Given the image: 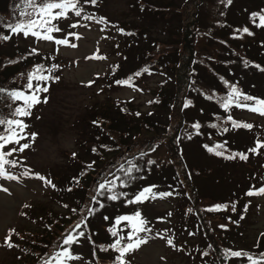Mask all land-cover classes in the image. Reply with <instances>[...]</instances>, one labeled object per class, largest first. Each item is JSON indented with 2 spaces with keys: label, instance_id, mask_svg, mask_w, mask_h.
Here are the masks:
<instances>
[{
  "label": "rangeland",
  "instance_id": "rangeland-1",
  "mask_svg": "<svg viewBox=\"0 0 264 264\" xmlns=\"http://www.w3.org/2000/svg\"><path fill=\"white\" fill-rule=\"evenodd\" d=\"M139 1L106 0L109 20L113 23L105 22L98 16L93 17L100 20L99 23L75 18L79 21L78 26L73 30L75 35L69 40L68 45H58L59 55L69 64L61 72L62 80L55 85L50 84L51 91L43 96L41 108H37L33 113L25 116L31 122V134H36L34 139L26 140L30 144L26 154L27 165L8 169V173L15 176L16 179L0 178V264H11L14 260L12 254L14 247H9L5 241L12 228L39 231L37 222L32 219L41 215L42 212L45 210L67 212L68 208L59 205L53 199L51 185L23 173L43 175L53 184L49 172L53 175L62 171L70 172L72 169L77 171L79 168L84 169L80 159L83 163L88 164L94 157L87 152L89 147L86 144L90 142L91 127L88 119L92 110L99 113L102 111L99 110V107L103 103L111 102L112 107L108 106L106 109L113 116H119L120 112L113 101L125 100V102L129 101L132 111L144 112L153 109L154 118L162 123H168L171 120L170 107H154L152 105L149 108L148 105V100L153 97L155 89L161 82L166 84L169 92L174 93L171 71H169L170 73L161 72L156 66L146 67V72L144 69L140 76L122 82L121 85L114 82L119 75L111 71L115 63L126 61V53L128 61L139 55L141 49H144L146 45V48L150 50L151 47H155L154 43L160 45L172 41L170 40L171 33L177 25V21L172 14L166 18H157L154 16L155 12L162 8L168 9L180 4L185 5L186 0H141L138 4ZM151 6L153 7L152 11ZM234 11L235 8L233 13ZM176 19L178 18L176 17ZM128 28H135L137 34H127L125 31ZM19 41L24 45L47 49L53 48L55 43L54 40H38L29 36L19 38ZM72 44H75L76 47H72ZM13 50L12 47H0L1 53ZM206 82L216 83L212 78L206 79ZM189 98L191 100L188 107L182 108L189 117L187 126L178 138L172 139L181 149L189 167L203 168L207 164L210 169L204 170L202 175L193 173L191 182L194 186L188 179L187 187L191 193L189 197L192 202L181 211H179L180 206L185 205L181 192L173 189V184H158L159 191L157 193L172 192L173 195L143 203L145 204V213L142 217L146 218L147 226L152 231L140 233L141 237L148 236L149 239L146 243L126 253L124 264H203L204 260L197 256L198 253L203 257L201 254L203 250L204 253L211 255L210 258L217 259L214 252L212 255L210 241H214L218 247L224 249L225 254L229 250L243 251L254 256L264 252V242L259 244L260 241H264V194L259 196V193L256 192L249 202L251 209L248 215H243V213L236 215L238 205L241 206L247 201L239 199L246 192L239 188L237 182L244 180L243 176L246 175V170L250 168V165L245 164L244 160L241 163L238 161L223 162L202 153L203 150L197 141L201 137L193 125L197 124V121L205 122L203 120L209 118L206 115L209 113L208 110L216 111L217 108L213 109V107L218 105L212 101H204L203 97L197 95V87L192 95H189ZM91 105L94 109L91 108L89 112ZM189 105L191 106L189 107ZM241 110L244 119L255 120L258 124L264 125V118L261 115L250 110ZM127 113L129 114V112ZM103 125L109 124L105 121ZM162 131H165V128L158 127L153 135L150 136V132L137 134L136 137H133L134 140L118 136L117 138L121 146L127 143L132 145L139 141L135 143L137 145H133L139 148L142 147L141 141L144 138L154 137L158 134L160 137L155 138L149 157L152 160L162 159V162L160 161L163 164L161 173L166 179H170L172 175L165 167L170 163L169 155L172 154L168 150L170 149L168 144L163 145L162 142V135L167 130L161 134ZM112 132L115 133L113 130ZM210 132L217 142L224 139L223 133L217 136L218 132L214 130ZM231 134L235 135L237 142L243 137L237 130L231 131ZM208 137L213 140L212 136ZM23 142L24 140L21 141V143ZM240 148H242L241 145ZM124 151L126 150H122V158L125 157ZM75 152L77 155L75 157L70 154ZM79 172L84 181L88 182L90 173L94 174L95 170L91 169L88 174L81 170ZM260 173L264 179V167ZM232 175L234 176L232 177ZM179 177L180 187L183 188L187 180ZM155 180L162 181V178L157 175ZM149 186H154V183L151 182ZM233 198L236 201H232ZM225 199L229 200V205L226 208L219 203ZM65 200L74 202L73 197L70 196ZM218 205L221 207L217 208ZM232 205H235V210H232ZM24 208H26V212L22 211ZM59 217L57 216V218ZM70 219L74 220L73 217ZM174 224H177V230L170 229ZM219 225H225L226 228H221ZM64 229L65 226L61 232ZM169 239L173 241L172 245L167 244L166 241ZM123 245L121 243V246ZM76 251L77 253L74 254L79 259L63 261L60 258L55 261V264L95 263V259L91 257L87 239H80ZM117 255V252L112 256L101 255L102 259L99 264H116L115 261L111 262L110 260L115 259ZM223 261L221 264H249L247 260L241 258L224 257ZM261 261L260 264H263Z\"/></svg>",
  "mask_w": 264,
  "mask_h": 264
},
{
  "label": "trees",
  "instance_id": "trees-1",
  "mask_svg": "<svg viewBox=\"0 0 264 264\" xmlns=\"http://www.w3.org/2000/svg\"><path fill=\"white\" fill-rule=\"evenodd\" d=\"M140 1L138 4H140ZM185 2V5L180 4L177 7H170L168 9L162 8L155 12L154 16L157 18H166L172 14L173 18L177 21V25L173 28V32L171 33L170 40L172 41L161 43L160 45L154 43L155 47H151L150 50L146 48V45L144 49H141L139 55L135 58H130L129 61H127L126 53V64L125 62H118L115 64V70L113 71L114 73H119L117 81L121 83L123 81L133 80L135 76H137L135 75L137 72L141 75V72L146 67L156 66L161 72L170 73L169 71H171L174 81V93L169 92L166 84L161 82L157 86V89H155L152 102V105L157 107H170L171 110L169 114L171 120H169L168 123H162L154 118V113H151V111L150 113H143L134 110L131 113V111L128 110L129 114H126L121 105L117 107L120 112L119 116H113L106 108L100 113H94V115L107 120L109 125L105 126L115 132L113 133L114 139H117L118 136L120 138L123 137L125 139L134 140L133 137H136L137 134H147L148 132H150L151 136L156 132L158 127H164L165 131H167H162L161 133L163 134L165 132V134L162 135V142L163 145L168 144L170 148L168 150L172 154L169 155L171 161L170 163L168 162L169 164L165 169L172 177L166 179L163 177L164 174L157 173V168L152 177L158 174V176L162 178V181H160L161 183L173 185L175 183L173 180L174 177L176 184L173 188L182 190L189 196L191 193L187 187V182H189L188 179H190L191 185L194 186L193 182H191L193 173L202 175L204 174V170L210 168L207 164H205L203 168L189 167L176 141L175 143L173 142L174 139L172 138H178L189 121V117L182 110L183 105L186 103L189 104L191 100L189 95H192L196 87L197 95L203 97L204 101L208 100L216 103L218 106L213 107V109H222L227 116H232L233 113L239 110V108L234 105H230L227 110L221 106V100L230 93L232 86H235L240 93L251 97H254L253 94L255 93L257 96H262L264 98V90L260 89L264 86V71H260L256 67L257 65L264 67V28L255 26L259 24V15L264 14V0H231L230 4L227 3V0H186ZM18 3L19 0H0V21H4L5 25L19 18V9L16 7ZM106 5V0H98L95 6L85 4L84 8L85 11H87L91 7H96L100 19L103 18V21L113 23V21L109 20ZM103 7H105L104 10L102 9ZM234 8L235 11L233 13ZM150 9L152 11L153 7L151 6ZM253 13L258 15L253 17ZM86 14L90 15L87 12ZM176 17L178 19H176ZM71 20L72 18L61 19L59 21H53V23H55L56 27H59V22H68L71 24L73 23ZM5 25H0V37L9 36V38L7 40L0 38V47H13L15 50L8 53L0 52V89L5 90L4 93H0V116L2 117H8L10 111L8 107L9 101L5 95L7 92L21 91L23 95L25 93L29 94L30 90L27 88V74H34L33 85L35 86L36 78L41 74L36 71L37 66L43 65L45 71L42 74L51 75L52 72L57 71L62 65L59 57L51 59V65L48 61L49 58L45 59L43 63L39 65L37 62V53L27 57L28 53L24 52H28L31 48L20 46L16 34H10ZM244 27H248L253 34L248 35L247 33H242L241 30ZM125 32L129 35L137 34L135 28H128ZM249 42H251V44H249ZM42 52H44V55H47L52 51ZM159 53H161V55H159ZM53 65H57L58 67L53 68ZM49 69H51L50 72L48 71ZM51 76H53V74ZM208 77L210 79L212 78L216 83H207L206 79H209ZM253 80L254 82H252ZM45 82L47 81L41 82L42 86H44ZM254 88L255 90H252ZM41 94L42 91L36 93L38 98ZM254 98L256 99V97ZM20 103L27 112L33 107L28 108L27 102L23 101V99ZM122 105L124 106L125 103H122ZM190 106L191 105H189V107ZM208 112L209 113L206 115L209 116V118L203 120L205 122L197 121V124L201 125V127L197 129L201 137L197 140L200 143L199 147L203 150L202 153L207 157H214L220 161L227 162L231 159L225 157L232 153V145L235 143V139L232 137L235 138V136L230 135L227 140L222 142L227 149L224 156H216L214 152L207 151L204 145L213 146L217 144L215 138L211 140L208 137L211 136L210 131L215 130L218 132L217 136H219L220 133H223V128L228 127L229 124V121L225 119L226 117L219 116L214 110H208ZM213 125L216 127H213ZM224 133L227 134L228 132ZM150 136L141 141L144 147L142 152L149 151L152 148L155 138L160 137L158 134L154 137ZM116 141L118 142V140ZM136 142L138 143L139 141ZM201 142H204V144H201ZM90 144L91 143H89V146ZM94 153L99 160H104L96 165L94 174L91 175L90 173L89 181L84 184L85 186L82 185L81 179L79 180L81 189L77 188L74 183V178H79V172L77 170L73 174H65L64 171L53 174V179L58 181L57 183L60 186L63 185L71 189H68L70 192L68 197H73L74 202L67 203L69 210L67 209L66 213L53 212L52 210L47 211V215L44 218L46 224L49 225L50 228L47 229L45 227V230L41 229V231L25 229L27 231V236L24 238L30 241H39L43 246L48 247L50 250H54L59 248L57 243L65 238V236L64 238L61 237L63 234L61 229L65 226L64 234L67 236L70 229L72 230L75 225L81 223L85 235L90 238L88 239V246L90 248L91 257L95 259L94 264H97L100 259H102L103 255L108 254L112 256L116 252L110 247L107 248V251L102 250V253H105L102 256L99 254L98 249L101 248L100 246H111L112 244L111 239L102 240L97 231L100 229L103 222L107 229L112 232H117L118 229L122 227V225L117 224L114 220L120 212L119 210L122 208L120 202L124 196H121L115 201L106 199L103 196H97V199L103 198L108 202L102 203L104 205L103 207H100L98 204L95 206V201H92L91 197L96 194L99 181L101 182L109 172L114 171L119 163L125 162L124 166L114 172V175L124 178L126 175L123 170L127 169L126 167L135 165V162L127 158L129 155H125V157L122 158V156H119L115 151L112 152L111 156H108L107 151L101 147L94 149ZM8 159H16V154L8 157ZM110 159L112 160L110 161ZM159 161L162 162V159H159ZM95 163L97 162H92L90 165H87L84 171L88 174ZM10 168L13 169V167ZM251 169L252 166L246 170V175L243 176L244 180L237 182L239 188H242V190L248 188L251 177L253 176L255 177L256 184L264 181L260 173L261 171ZM134 174L135 171L132 175ZM179 176L187 180L183 188L180 187L181 180ZM233 176L234 175H232V177ZM107 178L112 179L111 176H107ZM165 180H168V182H165ZM160 182L155 181L154 183L160 184ZM73 185H75V187H72ZM118 188L121 193H127V195H130V198H133L140 190L144 189V180H142L141 176L140 180H131L127 183L126 187L120 185ZM83 190L84 192H81ZM196 192L198 193V189ZM246 198L247 195L245 196L243 194L239 199L244 200ZM189 199L191 200L190 197ZM88 208L95 209V211L87 214V220L85 222L84 217ZM246 209L247 208L243 206V210ZM53 215L55 217H60L55 220ZM72 217L74 219L73 221L70 219ZM104 217H109L110 219L105 220ZM199 223L201 225L200 221ZM85 224L86 226H84ZM126 235L127 232L123 233L121 238ZM121 241H123L122 244L127 242L124 239H121ZM263 242L264 241H260L259 244ZM209 243L211 245V252H214V256L217 258L215 264H221L224 257H226L225 250L218 247L214 241H210ZM76 248L77 244H74L71 246L70 250L76 254ZM26 249H29V246H27ZM46 255L38 253V259L42 257L45 258ZM18 259L22 258L14 255V260L11 264H15ZM110 261L116 262V259H111ZM16 264L18 263L16 262ZM205 264H207V262Z\"/></svg>",
  "mask_w": 264,
  "mask_h": 264
},
{
  "label": "snow or ice",
  "instance_id": "snow-or-ice-1",
  "mask_svg": "<svg viewBox=\"0 0 264 264\" xmlns=\"http://www.w3.org/2000/svg\"><path fill=\"white\" fill-rule=\"evenodd\" d=\"M98 3V0H19V3L16 5L17 9H19V18L12 22L7 23L5 25L4 21H0V25H5L10 34H23L24 36H33L38 39H42L45 41H52L54 37L52 35H48L47 33L51 32H61L62 30L56 27L53 21H59L61 19H71V18H83L90 21H95L97 23L100 20H97L95 17L91 15H87L84 5L90 4L95 6ZM227 3H231V0H227ZM258 14L253 13L252 16L256 17ZM103 19V18H101ZM78 19L76 22L69 25V28H76L78 26ZM256 27L264 28V14L259 15V24L255 25ZM39 29H43L42 34ZM242 33H247L248 35H252L253 33L249 30L248 27H244ZM74 32H68L67 36H74ZM2 39L7 40L9 36H2ZM55 43L61 45H68V39H56ZM72 47H76L75 44L71 45ZM36 49L32 50V53H35ZM31 54V53H30ZM247 63V62H245ZM53 68L58 67L57 65H53ZM258 70L264 71V67L259 65L256 66ZM36 71L41 73L36 78L35 86L33 85L34 74H27V88L30 90L29 94L23 95L21 91H10L7 92L6 98L9 101L8 107L10 109L8 117L0 116V178L4 179H16L15 176H12L8 173V168L16 167L19 164V161L16 159H8V157L14 156L17 152H24L30 148V144L27 142L21 143L22 140H27L29 138L34 139L36 134H31L30 136L24 132L25 125L20 119V117H25L29 113L24 110L22 104L20 103L23 96V101L27 102L28 108H31L34 104L40 103L41 101L38 99L35 93L38 92H48L47 86H42L41 82L48 81L49 79H58V77H53L50 75H44L45 69L43 65L37 66ZM49 72L51 69L48 70ZM147 69H145V72ZM135 75H140L137 72ZM117 84L121 83L120 81L116 82ZM5 90L0 89V93H4ZM211 98V97H209ZM254 97L248 96L246 94L240 93L235 86L231 87L230 93L221 100V106L227 110L230 105H234L237 108H248L253 113H258L261 116H264V100L257 101L258 106H249L246 103H241V101H252ZM183 107H188V104H184ZM227 121L231 122V128L224 127L223 132H230L236 130L238 128L251 129L253 127L252 124H240L236 122L231 115L226 116ZM201 127L200 124H194L193 128L199 129ZM213 127H216L213 125ZM190 138V135H189ZM204 147L209 152H214L216 156H224L225 148L224 143H217L213 146L204 145ZM264 147V144L257 143L256 146L248 149L249 152L256 153L258 148ZM75 153L73 156L75 157ZM239 157L241 160L248 159L247 153H232L227 155L225 158L227 159H236ZM151 163V161H149ZM7 166V167H6ZM127 177V180H123L120 177L114 175V173L109 172L107 176H111L112 179H108L107 176L105 179L97 184L96 194L91 197L92 201H95L100 207L104 205L97 200V196H103L106 199L115 201L119 199L121 196H127V193H114L113 188L115 187V181L120 180L121 186L126 187L127 183L131 180L137 179L136 176L132 175L134 171H140V169L136 165H131L127 169L123 170ZM24 175H32L33 178H38L40 181L44 182L47 185H51L55 187L54 184L50 180H48L45 176L40 174H30L23 173ZM78 181V177L74 178ZM154 186H150L144 188L139 193H137L133 198L128 199L126 202L129 204H143L145 202H151L157 198H163L165 196H172V192L167 193H154L152 188ZM71 190V189H69ZM6 191V189H5ZM259 193H264V186H261L258 189ZM254 194V190L250 189L245 195L251 197ZM217 208L221 206H216ZM232 210H235V205H232ZM75 211V210H73ZM95 211V209L88 208L86 215L84 217L85 222L87 220V214ZM105 220H109V217H104ZM243 219V217H241ZM132 221L131 224L125 223ZM117 224H121V230L127 231V235L123 238L119 237L118 232H113L112 235L116 236L117 239L110 246L112 250L116 251L118 255L116 256V264H124V256L126 253L131 250L139 247L141 244L146 243L149 239L148 236H140V233H149L151 232V228L148 227V221L146 218L142 217L141 211H136L131 217L123 216L119 217L116 220ZM86 226V224L84 225ZM221 228H226L225 225H219ZM74 233V234H73ZM158 235V234H157ZM81 238L90 239L87 237L83 231V226L81 224L75 225L71 232L60 242L59 248L60 251L55 254V257L62 258L63 261H70L74 259H79L72 251H70L71 246L79 243ZM163 238V237H161ZM121 239L126 240L127 242L121 246ZM168 245H172V240L166 241ZM9 247H12L13 244L8 242ZM103 251H107V248L101 249ZM226 257L232 258H241L245 259L249 262V264H260L261 260H264V252H260L255 256L250 253H245L243 251H231L226 252ZM47 264V262H46Z\"/></svg>",
  "mask_w": 264,
  "mask_h": 264
}]
</instances>
